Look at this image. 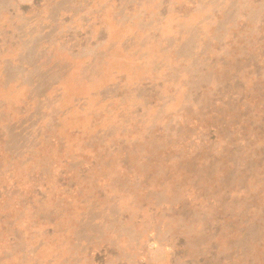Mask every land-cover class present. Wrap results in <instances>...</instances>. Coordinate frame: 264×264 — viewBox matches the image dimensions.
<instances>
[{"label":"rangeland","instance_id":"1","mask_svg":"<svg viewBox=\"0 0 264 264\" xmlns=\"http://www.w3.org/2000/svg\"><path fill=\"white\" fill-rule=\"evenodd\" d=\"M0 264H264V0H0Z\"/></svg>","mask_w":264,"mask_h":264}]
</instances>
